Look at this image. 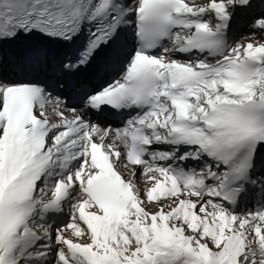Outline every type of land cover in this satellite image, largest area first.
<instances>
[{"label":"snow or ice","instance_id":"obj_1","mask_svg":"<svg viewBox=\"0 0 264 264\" xmlns=\"http://www.w3.org/2000/svg\"><path fill=\"white\" fill-rule=\"evenodd\" d=\"M0 264H264V0H0Z\"/></svg>","mask_w":264,"mask_h":264}]
</instances>
